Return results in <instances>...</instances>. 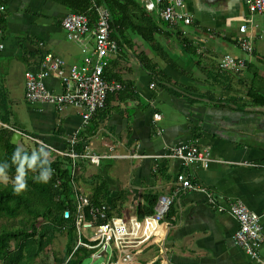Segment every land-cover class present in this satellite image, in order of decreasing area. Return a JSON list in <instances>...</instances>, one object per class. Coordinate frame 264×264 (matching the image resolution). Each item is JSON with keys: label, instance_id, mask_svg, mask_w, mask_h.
Instances as JSON below:
<instances>
[{"label": "crops", "instance_id": "1", "mask_svg": "<svg viewBox=\"0 0 264 264\" xmlns=\"http://www.w3.org/2000/svg\"><path fill=\"white\" fill-rule=\"evenodd\" d=\"M186 2L193 23L169 28L170 34L162 29L152 46L133 28L124 30L119 54L105 70L109 81L124 88L109 96L104 110L85 121L83 111L75 107L60 110L50 103H29L25 75L41 72L49 53L64 58L69 66L83 64L92 35L69 40L62 21L71 10L56 0H5L0 94L13 124L56 152H77L79 146L83 150L89 146L98 155L114 148L116 155L159 157L90 164V174L107 181L113 202H125L127 221L140 220L139 208L147 199L156 200L154 215L162 199L174 198L170 216L175 221L170 217L162 221L160 236L145 250L128 251V264H259L236 243L239 222L230 206L243 202L261 217L264 229V140L253 139L247 127L230 124L224 112L253 115L257 122L251 129L264 125V112L250 110L256 107L247 102L249 92L257 96V89L264 91V59L259 55V48L264 50V14L249 23L246 36L254 49L249 54L236 45L238 28L230 25L251 18L245 0H217L211 5L204 0ZM226 53L247 61L249 77L239 80L221 70ZM143 56L151 62L145 63ZM154 63L157 76L150 69ZM46 82L54 94L62 92L56 76ZM156 114L162 116L159 133L154 130ZM195 130L211 158L208 167L166 158L173 147L194 143ZM74 136L78 144L73 149L69 141ZM190 174L197 188L176 194L179 176ZM77 178V190L89 195L93 184ZM85 235L94 234L86 231Z\"/></svg>", "mask_w": 264, "mask_h": 264}, {"label": "built area", "instance_id": "2", "mask_svg": "<svg viewBox=\"0 0 264 264\" xmlns=\"http://www.w3.org/2000/svg\"><path fill=\"white\" fill-rule=\"evenodd\" d=\"M149 11L156 10L158 15L167 23L170 29L176 30L182 26H188L193 23V16L189 13L186 0H144ZM246 6L250 12V19H241L230 22L231 26L238 28L239 37L236 45L243 51L253 54L254 49L252 42L247 38L246 33L249 23L252 22L257 15L264 14V0H245ZM97 12V21L94 26L91 25L90 18L85 14L70 13L62 21V26L66 31L69 40H77L90 33L92 40L87 43V51L89 54L85 57L83 64H74L69 66L64 58L49 53L45 56L42 63L41 72H29L25 75L26 98L31 104L50 103L57 106L60 110L67 107H75L83 111V119L89 121L93 116L106 108L108 98L111 94L118 93L123 90L124 85L117 81H109L105 77V70L110 59L117 56L120 51V45L114 38L113 28L110 23V12L104 7H95ZM6 4L5 0H0V39H3L5 27L1 25V21L5 19ZM5 44L0 42V52L4 50ZM221 70L229 71L239 79H245L248 71L247 61L226 53L222 59ZM52 75L58 78L59 84L63 90L60 94H54L47 86L46 80ZM157 85H153L155 88ZM162 116L156 114L154 118V130L159 133L157 123L161 121ZM23 133L19 130H14ZM24 138H28L32 142L41 144L40 139L32 137L25 133ZM44 143V142H43ZM74 149L78 144L77 137L74 136L69 141ZM45 144V143H44ZM46 145V144H45ZM62 156L70 157L75 164L86 160L92 166L99 165L102 160L114 159H145L148 157L158 159L155 155H116L114 148H111L106 155H98L92 151L91 147H86L82 153L57 152ZM166 158L181 161L188 166H196L203 164L209 166L210 156L205 148L203 140L198 137L194 143L181 144L173 147ZM192 174L188 177L180 175L178 182L181 186H176V194L181 193L184 189H195L193 185ZM175 194V196H176ZM174 198L162 199L158 206V211L146 217L143 221L133 220L127 221L122 218H114L105 225L97 227L94 218L97 213L101 217H106V207L102 208V214L95 211L90 199L82 192L77 190L76 210L78 218L79 235L86 231L95 230L96 234L88 237L90 242L95 246L85 244L81 240L80 246L90 249H104L112 247L114 252H121L127 255V259L123 255H116L117 262L115 264H128V251L145 250L146 246L154 241V238L160 236V223L168 217L174 220L171 215V205ZM92 220L86 222V211ZM223 210V209H221ZM230 213L239 222V230L234 235L236 243L244 249L246 254L256 260L259 264H264L262 255V247L264 245V229L261 217L253 213L243 202L237 201L231 204ZM67 217L74 220V216L67 212ZM84 230V231H83ZM109 257V261L115 257Z\"/></svg>", "mask_w": 264, "mask_h": 264}, {"label": "trees", "instance_id": "3", "mask_svg": "<svg viewBox=\"0 0 264 264\" xmlns=\"http://www.w3.org/2000/svg\"><path fill=\"white\" fill-rule=\"evenodd\" d=\"M56 1L71 10V13L87 15L92 26L97 21L95 7L104 6L110 12L113 36L119 41L120 48L122 45L120 38H123L124 30L128 28H133L134 32L151 46L157 41V35H161L162 29L169 30L167 23L165 24L158 15L152 13L156 10L149 11L146 3L143 6L139 0ZM5 23L3 19L1 25L6 27ZM168 33L170 34V30ZM141 60L145 63L151 62L145 56L141 57ZM156 66L157 64L154 63L150 69L157 76L159 74L155 71ZM105 77L107 79L106 73ZM256 92L257 96H250L249 92L247 102L250 104L248 105L264 107V91L257 89ZM12 118L13 115L0 94V161L7 160L9 163L11 154L17 147L12 144L14 130L23 132L13 124ZM195 135L200 137L196 130ZM39 147L40 145L35 142L34 148ZM49 149L53 158L51 166L54 169V175L47 185L34 182L33 173H29L28 190L22 196H14L11 184V178L15 174L14 168L10 169L8 185L0 184V264H85L87 260L93 259L99 253V249L79 245L80 240L92 246L96 244L90 242L84 233L79 235L76 210L78 176H81L86 183L93 184V189L87 197L95 211L102 214V208L106 207L105 218L98 213L97 218H94L97 227L105 225L114 218L127 219L124 217L125 202L118 199L115 203L113 202L109 195L107 181L101 175L90 174L91 165L88 161L82 160L75 164L70 157L62 156L55 150ZM82 150L79 146L76 153H82L84 151ZM27 151L33 150L28 147ZM78 168H80L79 175L75 173ZM145 201L143 206H140L138 214L140 221L143 222L146 217L154 213L156 207L155 199ZM69 211L75 217L74 220L66 217ZM91 220L92 217L87 209L85 221ZM7 250L8 253H6ZM49 256H51V262L48 260Z\"/></svg>", "mask_w": 264, "mask_h": 264}, {"label": "clouds", "instance_id": "4", "mask_svg": "<svg viewBox=\"0 0 264 264\" xmlns=\"http://www.w3.org/2000/svg\"><path fill=\"white\" fill-rule=\"evenodd\" d=\"M52 154L49 146L41 142L40 147L33 151H27L18 145L9 161H0V184L7 186L10 181V169H15L14 177L11 178L12 194L22 196L28 190V175L33 173L32 179L38 184L47 185L53 175Z\"/></svg>", "mask_w": 264, "mask_h": 264}, {"label": "water", "instance_id": "5", "mask_svg": "<svg viewBox=\"0 0 264 264\" xmlns=\"http://www.w3.org/2000/svg\"><path fill=\"white\" fill-rule=\"evenodd\" d=\"M206 4L211 5L213 3H215L217 0H204ZM225 1V0H222ZM197 110H199V107H196ZM249 110V109H247ZM254 112H264V108H253L250 109ZM224 116L225 118L228 120V122L232 125H238V126H244L247 127V130H252L253 134H252V138L255 140H264V125H256L254 128H250L249 126L252 124H255L257 121L254 120V116L247 114V113H242L241 115H236L235 113L231 112L230 110H226L224 112ZM258 128H260L261 130H259ZM248 135V133L246 134ZM264 142V141H263ZM12 144L15 146L21 145L23 146L26 150H28L26 144L24 143V134L20 133L18 131L15 132L13 138H12ZM67 217V214H66Z\"/></svg>", "mask_w": 264, "mask_h": 264}, {"label": "rangeland", "instance_id": "6", "mask_svg": "<svg viewBox=\"0 0 264 264\" xmlns=\"http://www.w3.org/2000/svg\"><path fill=\"white\" fill-rule=\"evenodd\" d=\"M139 1H140V3L143 6H145V1L144 0H139ZM147 5H149V4H147ZM152 13L157 15L156 11L152 12ZM259 55H260L261 58L264 59V50L261 47L259 48ZM247 77H249V74L247 75ZM24 143L26 144L27 148L29 147L31 150L35 149L34 148L35 143L30 141L26 137L24 138ZM96 233H97V231H95V230L88 231V234H96ZM61 246H63V244ZM104 251H105L104 249L100 250L99 253L96 254V256L93 257V259L91 258V259L87 260L85 264H115L117 262L116 258H113V259H111V261H109V257L112 258L114 256L113 248L112 247H108L107 250H106V254L102 255V253ZM6 253H8V250H7ZM49 255H51V254H49ZM122 257L127 259V255H123ZM48 260L51 262V256L48 257Z\"/></svg>", "mask_w": 264, "mask_h": 264}]
</instances>
